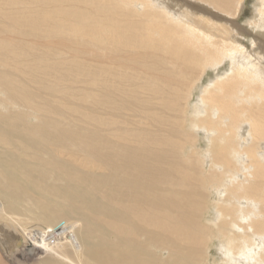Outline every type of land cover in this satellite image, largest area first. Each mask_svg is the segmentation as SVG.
Here are the masks:
<instances>
[{"label":"bare ground","instance_id":"1","mask_svg":"<svg viewBox=\"0 0 264 264\" xmlns=\"http://www.w3.org/2000/svg\"><path fill=\"white\" fill-rule=\"evenodd\" d=\"M246 1L0 0V264H264Z\"/></svg>","mask_w":264,"mask_h":264},{"label":"rangeland","instance_id":"2","mask_svg":"<svg viewBox=\"0 0 264 264\" xmlns=\"http://www.w3.org/2000/svg\"><path fill=\"white\" fill-rule=\"evenodd\" d=\"M255 2H256V0H247L246 1V4H245V6H244V9H243V11H244V13L242 12V15H241V17H240V19H239V24L242 26L243 25V27H246V24H247V22L250 20V18H251V15L254 13V4H255ZM245 14V15H244ZM249 20H248V19ZM240 21L242 22V23H240ZM246 23V24H245ZM208 74H206V76L207 77H205V80L203 81V83H206L209 79H211L212 77L214 78L215 77V72H213L212 70H209L208 72H207ZM211 76V77H210ZM195 96L197 97L198 96V92H197V90H196V94H195ZM212 209V208H211ZM211 213H207V216L210 218V215ZM16 236H17V233H16ZM25 241H23V246H26V244H27V241H29V239L28 240H26V239H24ZM216 243V242H215ZM212 253L213 254H215V251L214 250H212ZM3 260L7 263V264H12L11 263V261H8L7 260V258L5 257V258H3ZM218 262H219V260H218Z\"/></svg>","mask_w":264,"mask_h":264}]
</instances>
